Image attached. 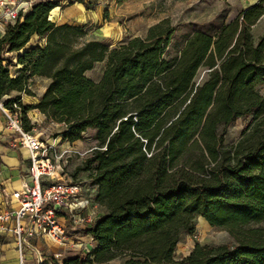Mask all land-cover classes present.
<instances>
[{
  "label": "trees",
  "instance_id": "16d2710c",
  "mask_svg": "<svg viewBox=\"0 0 264 264\" xmlns=\"http://www.w3.org/2000/svg\"><path fill=\"white\" fill-rule=\"evenodd\" d=\"M61 2H35L0 35V100L20 108L24 130H32L27 112L36 109L62 126L63 140L90 131L94 142L81 169L90 171L104 210L86 229L96 245L50 263L264 264V94L256 89L264 80V32L256 42L251 36L264 0L214 35H188L174 56L165 54L174 31L165 19L109 47L86 39L81 26L53 22L50 11ZM33 36L44 42L30 43ZM99 62L94 81L85 72ZM33 77L48 84L23 105ZM243 117L250 119L240 138L226 145L217 125ZM195 216L229 230L236 243L196 242L175 260Z\"/></svg>",
  "mask_w": 264,
  "mask_h": 264
},
{
  "label": "rangeland",
  "instance_id": "374dc122",
  "mask_svg": "<svg viewBox=\"0 0 264 264\" xmlns=\"http://www.w3.org/2000/svg\"><path fill=\"white\" fill-rule=\"evenodd\" d=\"M31 2V0H25ZM256 0H124L119 3L114 1V7L111 11L106 13V20L104 22L105 38L112 45L119 41H124L127 38L135 36H144L147 29L162 20H167L174 28L170 43L165 51L168 56H174L182 46L186 37L194 32H205L208 34H216L220 27L236 18L241 11L253 4ZM24 13L23 10L19 13ZM264 32V15L254 24L251 28V36L254 42L257 41L259 36ZM103 37V36H102ZM88 39V37H85ZM112 47V46H111ZM14 57L12 63H14ZM15 65L10 66V70L13 73ZM199 80L203 73L206 71L205 67L200 68ZM102 70V64H96L95 68L88 74L93 79L97 80ZM41 84H39L40 86ZM256 89L264 94V80L262 83L256 86ZM39 89L30 94L21 93V103L23 105H29L26 102H32L33 99L26 96L38 94ZM17 94L12 92L11 96ZM23 98V99H22ZM26 100V101H25ZM30 103V104H32ZM20 113V108L12 107ZM37 111V110H36ZM33 112L28 111L27 116ZM29 118V117H28ZM249 117H243L235 120L234 122L224 125H217L218 134L223 133L224 143L228 146L235 144L240 138L241 131L245 125L249 122ZM30 120L32 124V131L39 134L44 140H55L58 149L70 148L71 153L64 155L58 167V173L65 181L78 182L82 187L81 197L84 201H87L90 211L94 213L103 210L100 205L96 203L94 205V196L96 193V187L92 184L90 171L82 170L84 160L90 155V149L94 142L91 138V132H85L80 140L69 142L63 140L60 135L57 134L62 130V126L55 123L46 117L43 119ZM68 142V143H67ZM196 157V153H192ZM81 207H73V215H82ZM80 210V212H79ZM64 224L67 230V234L72 245L68 243L69 251L66 255L76 252L80 244L85 243L84 230L79 227L78 223L73 222V217L64 216ZM194 227L192 231H183L180 236V242L177 244L174 259L179 260L183 256L187 255L192 249L194 244L198 242L201 245L218 246L222 244L236 243L235 238L232 236L229 230L221 227L211 226L201 216H195ZM258 225L264 226V221ZM81 248L84 245L80 246ZM26 247L24 248V259L34 258L33 255H26ZM81 253V252H80ZM122 257L112 259L110 262H94L92 264H122ZM45 263V262H44ZM47 264H50L47 261Z\"/></svg>",
  "mask_w": 264,
  "mask_h": 264
},
{
  "label": "built area",
  "instance_id": "2783aa9c",
  "mask_svg": "<svg viewBox=\"0 0 264 264\" xmlns=\"http://www.w3.org/2000/svg\"><path fill=\"white\" fill-rule=\"evenodd\" d=\"M0 7L2 35L10 24L16 22L19 11H24L28 6L25 0H0ZM8 97L6 95L4 99ZM0 109L4 113L7 128L15 137L12 143H19L28 152L26 175L10 194L17 206L0 212V238L5 233L15 237L18 264L27 263L24 259L25 247L34 251L36 264H42L41 252L29 243L32 236L39 234L62 247V251L54 254L55 258H62L66 255L69 241L62 219L64 216L74 217L73 207L81 205V185L65 181L58 173L61 158L72 150L58 149L54 139L44 140L32 130H24L19 112L5 108L3 99L0 100Z\"/></svg>",
  "mask_w": 264,
  "mask_h": 264
},
{
  "label": "crops",
  "instance_id": "0c3cea01",
  "mask_svg": "<svg viewBox=\"0 0 264 264\" xmlns=\"http://www.w3.org/2000/svg\"><path fill=\"white\" fill-rule=\"evenodd\" d=\"M37 1L39 0H31V2L29 3L26 2L28 7L25 8L24 11L30 9L31 5ZM114 1L116 0H62L61 5L55 7L50 11L49 18L57 25L69 23L72 25L81 26L84 28V31L86 32V37H88V39L99 40L107 46L113 47L119 45L120 43H122V41H119L114 45L108 42L104 36L105 30L103 24L106 20V13L108 11H111V9H113L114 7ZM43 42L44 39L38 38L37 36H33L30 40V43L32 44H40ZM97 64H102L103 70L105 63L99 62ZM95 66L85 72V74L91 79L93 78L90 77L88 73L93 70ZM100 76L101 73L99 75V78ZM93 80L97 81L95 79ZM39 84L41 85L39 86ZM47 84L48 79L45 77L31 78L28 83V89L33 93L37 89H39V91L38 94L36 92L35 95L26 97L32 98L34 100L33 103L36 102L37 99L45 91ZM26 103L30 104L32 102ZM32 111L33 112H31L28 116L31 120L43 119L45 117L42 113L36 111V109H33ZM14 138L15 137L13 135V132L9 130L6 126V119L4 113L0 109V212H3L7 208L13 209L17 206L16 200L11 199L10 194L13 190L18 188L20 179L26 175V169L28 164V152L25 148L21 147L19 143H12V139ZM87 204L88 202L84 201L81 197V205H77V207H81L80 210L82 215H73V218L75 220L74 223H78L79 227L85 232L83 238L85 239V243L80 244V246L84 245L83 248H81L80 246H78V248L76 247V252L71 253V255L80 254V252L83 254L87 253L96 245L95 239L91 236L90 233L86 232V229L90 227L92 220H94L96 216L104 213V210H100L94 213L93 211H90L91 208ZM94 205H96V202H94ZM62 220L64 222V219ZM72 242L73 241H71L69 238L68 243L72 245ZM29 243L32 247H36L41 252L43 262H45V264H47V261H49V258L51 256L54 257V254L62 251L61 246L56 245L55 243L50 241L46 236L41 234L32 236L29 239ZM68 251L69 246L67 244L66 254ZM25 252L26 255L34 256V258L32 259H28L26 264H36L34 251H32L30 247H26ZM56 259L59 260L60 258ZM0 264H18L16 240L11 233H5L0 238Z\"/></svg>",
  "mask_w": 264,
  "mask_h": 264
}]
</instances>
